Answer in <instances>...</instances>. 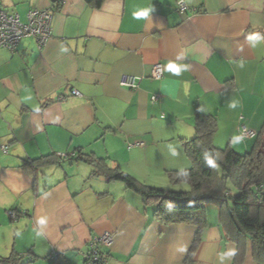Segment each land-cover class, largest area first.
Returning a JSON list of instances; mask_svg holds the SVG:
<instances>
[{
    "label": "crops",
    "instance_id": "obj_1",
    "mask_svg": "<svg viewBox=\"0 0 264 264\" xmlns=\"http://www.w3.org/2000/svg\"><path fill=\"white\" fill-rule=\"evenodd\" d=\"M52 2L0 5L25 22ZM59 2L43 48L24 39L15 53L0 49V258L84 264L90 239L112 233L105 264H183L197 229L162 223L155 206L123 182L93 176L80 158L106 159L148 186L176 190L182 184L168 172L191 168L182 140L194 138L205 116L217 120V148L249 153L256 138L240 139L241 126L256 134L264 126V0ZM158 63L161 80L151 77ZM124 75L141 78L139 88L120 86ZM58 153L73 156L35 162ZM207 221L194 264H234L238 246L224 235L217 206H207ZM242 264H260L250 242Z\"/></svg>",
    "mask_w": 264,
    "mask_h": 264
},
{
    "label": "trees",
    "instance_id": "obj_2",
    "mask_svg": "<svg viewBox=\"0 0 264 264\" xmlns=\"http://www.w3.org/2000/svg\"><path fill=\"white\" fill-rule=\"evenodd\" d=\"M86 2L100 8L104 0ZM217 129L215 117H201L196 121L194 138L182 140L191 168L168 172V177L174 185L188 184L189 191L148 186L119 166L112 167L106 159L88 155L80 160L93 167V176L123 182L137 192L146 205L155 206L154 216L162 223H186L197 229L183 264H194L202 232L208 227V205L220 209L222 231L238 246L234 264H242L245 260L248 242L251 243L254 259L264 264V126L256 135L252 150L246 154H239L231 147L217 148L214 145ZM53 161L57 162L55 156L52 161L41 159L35 162ZM232 189H236L238 194L232 195ZM0 264L25 262L23 257L13 253L8 258H0Z\"/></svg>",
    "mask_w": 264,
    "mask_h": 264
},
{
    "label": "built area",
    "instance_id": "obj_3",
    "mask_svg": "<svg viewBox=\"0 0 264 264\" xmlns=\"http://www.w3.org/2000/svg\"><path fill=\"white\" fill-rule=\"evenodd\" d=\"M177 5L181 12L188 11V7L184 2H178ZM58 7H60L59 0H53L50 9H33L28 13L27 20L23 22L19 14H9L0 5V49H8L12 53H15L24 39H34L37 41L39 47L43 48L53 37L52 13ZM163 76V66L160 63L154 65L151 77L155 80H161ZM141 80V78L124 75L120 80V86L130 90H137ZM71 94L81 96L78 91H73ZM158 100V95L152 97L154 103L158 102ZM256 135L254 131L248 129L246 126H241L240 139H253ZM135 146H143V144L140 143ZM2 150L4 153H7V147H3ZM72 156L66 153L55 155L58 162L68 160ZM8 214L11 218L16 217L13 211H10ZM113 242L114 235L112 233H105L100 237L91 238L88 242V250L83 254L84 264H105L109 255L103 250L111 249ZM56 257L57 255H54V259Z\"/></svg>",
    "mask_w": 264,
    "mask_h": 264
},
{
    "label": "clouds",
    "instance_id": "obj_4",
    "mask_svg": "<svg viewBox=\"0 0 264 264\" xmlns=\"http://www.w3.org/2000/svg\"><path fill=\"white\" fill-rule=\"evenodd\" d=\"M135 15L137 16V18L146 17L148 15V10L141 11L139 13H136ZM181 67L182 66H177L174 63H169L167 65V69L173 72L174 74H179L181 71ZM209 163H211V161H209ZM43 222H44L43 220L40 221V223H43Z\"/></svg>",
    "mask_w": 264,
    "mask_h": 264
},
{
    "label": "rangeland",
    "instance_id": "obj_5",
    "mask_svg": "<svg viewBox=\"0 0 264 264\" xmlns=\"http://www.w3.org/2000/svg\"><path fill=\"white\" fill-rule=\"evenodd\" d=\"M155 186H158V185H155ZM160 186V185H159ZM161 188V187H160ZM175 188L176 190L175 191H189L190 190V186L188 184H182L180 186H176V187H173ZM166 190V189H165ZM238 192L236 189H232V195H237ZM211 207H214V206H211Z\"/></svg>",
    "mask_w": 264,
    "mask_h": 264
}]
</instances>
